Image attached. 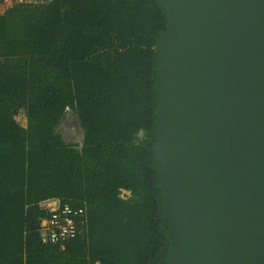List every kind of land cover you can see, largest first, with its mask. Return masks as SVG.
<instances>
[{"label":"trees","instance_id":"obj_1","mask_svg":"<svg viewBox=\"0 0 264 264\" xmlns=\"http://www.w3.org/2000/svg\"><path fill=\"white\" fill-rule=\"evenodd\" d=\"M166 27L158 0L0 10V264H163L170 241L151 146ZM70 113L81 143L58 129ZM50 201L83 209L72 238L42 241Z\"/></svg>","mask_w":264,"mask_h":264},{"label":"water","instance_id":"obj_2","mask_svg":"<svg viewBox=\"0 0 264 264\" xmlns=\"http://www.w3.org/2000/svg\"><path fill=\"white\" fill-rule=\"evenodd\" d=\"M163 264H264V0H158Z\"/></svg>","mask_w":264,"mask_h":264},{"label":"built area","instance_id":"obj_3","mask_svg":"<svg viewBox=\"0 0 264 264\" xmlns=\"http://www.w3.org/2000/svg\"><path fill=\"white\" fill-rule=\"evenodd\" d=\"M48 0H0V10L3 12L14 4L20 3H41ZM54 203L52 210L47 206ZM48 212L51 213L49 219L40 223L42 241L56 243L59 240L72 238L77 232V224L72 217H78L83 213V209L73 210L68 205L61 206L58 201H50L46 204Z\"/></svg>","mask_w":264,"mask_h":264},{"label":"rangeland","instance_id":"obj_4","mask_svg":"<svg viewBox=\"0 0 264 264\" xmlns=\"http://www.w3.org/2000/svg\"><path fill=\"white\" fill-rule=\"evenodd\" d=\"M23 118L24 116H23V113L21 112L16 117V120L20 122V121H23ZM58 129L61 132L64 139L68 141L69 143H81L83 132H82L81 126L77 118L75 117L73 113H70L62 120ZM128 195H129L128 192L122 191L120 197L126 198ZM53 206H54V203H50L47 207L50 210H52L54 209ZM47 207L45 208L48 209Z\"/></svg>","mask_w":264,"mask_h":264}]
</instances>
